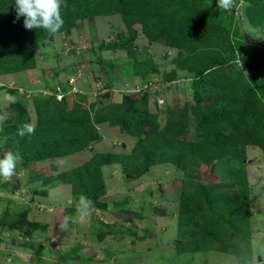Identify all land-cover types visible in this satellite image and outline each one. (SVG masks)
Wrapping results in <instances>:
<instances>
[{"label": "trees", "instance_id": "16d2710c", "mask_svg": "<svg viewBox=\"0 0 264 264\" xmlns=\"http://www.w3.org/2000/svg\"><path fill=\"white\" fill-rule=\"evenodd\" d=\"M125 1L124 4L123 0H64L67 7H62L61 14L65 23L59 32L69 35L78 20L119 12L127 36L119 32L112 42L102 40L97 48L101 51L127 49L138 33L133 25L140 24L149 40L161 38L165 45L178 48V53L169 62L173 68L159 81L171 82L177 79L178 72L182 78H189L193 89L189 111L188 104L181 111L170 109L164 125H160L155 115L152 118L146 108L138 105L145 101L143 96H132H139L138 92H123L122 100L111 107L100 106L95 101L84 105L87 93L84 88L82 92L71 94L63 87L61 97L57 98V90L45 82L47 91L32 95L36 115L34 135H17L18 128L31 123L25 103L14 98L9 100L6 95L0 98V103L8 106L5 110L0 106V113L9 111L12 117L0 132V151L18 153L23 162L17 169L24 168L35 161L73 155L91 148L102 139L99 124L117 125L120 131L136 138L129 152L96 151L83 164L58 175L70 184L76 201L84 195L91 199L93 206L107 207L106 203L97 201L106 189L103 165L119 163L124 173L138 177L151 166L169 162L183 172L178 222H181L179 227H184L185 236L174 241L175 248L179 252L217 249L224 254H234L239 260L250 257L251 212L247 206L244 148L249 144L256 145L264 154V49L246 41L238 26H232L233 19L226 11L215 12L213 4L216 0H134L133 5L129 0ZM255 1L256 15L253 17L248 13L247 16L252 23L261 25L264 24V0ZM115 2L118 5L108 8ZM13 3L14 0H0V75L33 68L34 55L38 54L34 53V45L53 38L44 30L26 29L23 17L16 18ZM112 7L114 10L110 9ZM180 8L183 15L176 21L168 20L170 22L165 25L158 17L163 11L174 14ZM187 26L192 27L188 29ZM169 33L175 36L171 38ZM214 42L222 45L219 51L213 52L208 47ZM237 60L239 66L234 71L232 66L219 68ZM19 87L22 86L8 87L0 83V89L12 95L25 94ZM148 121L150 123L146 124ZM147 125L150 128L144 134ZM191 128L193 138H178L180 133L187 135ZM234 160L241 168L230 169L225 177L227 184H224L238 185L239 190L231 194L213 193L191 174L200 162L232 164ZM18 182L13 176L0 187L8 189L12 185L16 188ZM215 186L221 188L223 184L216 183ZM114 206L121 208L125 203L119 201ZM0 225L17 230L25 239L37 228L36 223L27 222L25 217L13 223L7 222L6 217L0 218ZM224 232L230 233V237H224ZM238 235L244 237L241 245L232 242ZM31 242L25 240L24 244L32 245Z\"/></svg>", "mask_w": 264, "mask_h": 264}, {"label": "rangeland", "instance_id": "374dc122", "mask_svg": "<svg viewBox=\"0 0 264 264\" xmlns=\"http://www.w3.org/2000/svg\"><path fill=\"white\" fill-rule=\"evenodd\" d=\"M113 5L118 4L115 2L108 8ZM213 7L215 12L221 11L216 1ZM256 7L255 0H234L231 11L226 14L232 17V26H238L246 41L264 49V24L256 25L247 16L251 13L250 16L254 17ZM110 9L114 10L113 7ZM181 12V8L174 14L163 11L158 17L166 25L170 22L168 20L179 19L183 15ZM77 23L69 35L60 31L50 40L34 45V53L38 54L34 55L33 68L0 75V83L8 87L21 85L19 88L25 93L12 95L0 89V98L6 95L9 100H22L29 109L31 123L35 124L32 95L44 92L45 82L57 88L69 80L75 83L77 79L82 83L77 87L87 92L84 105L95 101L100 106L111 107L122 100L123 92H138L139 96H132L144 97L145 101L138 105L146 108L152 118L155 115L160 125H164L170 109L181 111L188 104L189 111V104L193 102L190 79L182 78L178 72L177 79L171 82L159 81L173 68L169 62L178 53L177 47L165 45L161 38L149 40L141 25L135 24L133 27L138 33L131 46L101 51L97 45L102 40L112 42L119 32L127 36L121 14H98ZM172 34L168 36L173 38L175 35ZM215 38L212 36L214 41ZM221 46L214 42L208 47L214 52ZM235 62L219 68L232 66L234 71L239 66V61ZM0 106L1 110L8 108L5 103ZM7 113L6 123L12 121L11 113ZM149 128V125L145 126L143 133H148ZM99 130L103 137L93 147L76 155L32 162L16 169L19 177L14 176L19 180V187H0V218L6 217L7 222L13 223L25 217L27 222L37 224L28 239L17 230L0 225V264H251L250 258L257 251L264 253V154L256 145L249 144L244 148L247 206L251 212L250 257L239 260L236 255L224 254L217 249L179 252L175 248L174 241L185 236L184 227H179L181 222H178L183 172L169 162L151 166L148 172L138 177L127 178L126 174L131 173H124L119 163L103 165L106 189L97 201L106 203L107 207L93 206L91 214L81 221L75 210L77 201L71 194L70 184L63 182L58 175L83 164L96 151L127 153L136 141L129 133L120 131L117 125L99 124ZM193 132L191 128L187 135L180 133L178 138H193L190 134ZM5 151H0V156ZM231 163L200 162L191 174L211 192L231 194L239 187L237 184L224 185L228 181L225 177L230 169L241 168L237 161ZM216 183L223 186L219 188ZM26 193L30 199L25 204L21 200ZM119 201L125 206L115 207L114 203ZM66 215L72 220L69 230L61 233L58 224ZM224 233V237H230V233ZM25 240H31L32 245L24 244ZM243 240L244 237L238 235L232 242L241 245Z\"/></svg>", "mask_w": 264, "mask_h": 264}, {"label": "clouds", "instance_id": "9594fccd", "mask_svg": "<svg viewBox=\"0 0 264 264\" xmlns=\"http://www.w3.org/2000/svg\"><path fill=\"white\" fill-rule=\"evenodd\" d=\"M216 2L218 9L224 11H231L234 4V0H216ZM13 6L16 18L19 19L23 17V26L28 30L41 29L50 35H55L64 26L65 22L61 14L62 7H67L64 0H14ZM69 81L71 83L67 82L61 84V86L59 85L57 88L56 85L54 86V89L57 90V96H61V89L63 87L67 89L66 93L76 94L82 92L81 87H77L82 83L80 84L77 79L75 83L71 80ZM46 91L47 90L44 92ZM7 118L8 113L6 111L0 113V132L3 131L4 123ZM34 134L35 126L32 123H24L17 130V135L21 137ZM5 140H7V137H5ZM22 162V157H20L18 153L14 154L10 151H5L3 155L0 156V182H9L16 174L17 166L22 164ZM19 173L20 172H18V174ZM28 199H30V196L26 193L21 202L26 204ZM92 208L93 202L86 196L80 195L75 204V210L81 221L91 214ZM71 220V216H64L62 222L58 224L59 232H67ZM250 260L251 264H264V253L257 251Z\"/></svg>", "mask_w": 264, "mask_h": 264}, {"label": "water", "instance_id": "95a60500", "mask_svg": "<svg viewBox=\"0 0 264 264\" xmlns=\"http://www.w3.org/2000/svg\"><path fill=\"white\" fill-rule=\"evenodd\" d=\"M133 175L132 174H126V178L127 177H132Z\"/></svg>", "mask_w": 264, "mask_h": 264}]
</instances>
